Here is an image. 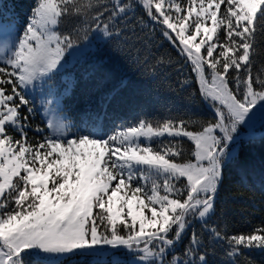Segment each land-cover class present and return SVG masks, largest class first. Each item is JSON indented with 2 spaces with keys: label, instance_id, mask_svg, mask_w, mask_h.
<instances>
[{
  "label": "snow or ice",
  "instance_id": "6c2138e0",
  "mask_svg": "<svg viewBox=\"0 0 264 264\" xmlns=\"http://www.w3.org/2000/svg\"><path fill=\"white\" fill-rule=\"evenodd\" d=\"M257 34L264 0H34L23 21L0 24V264H122L121 250L129 264H214L218 247L222 264H241L246 251H264V221L233 234L217 223L225 169L258 133L264 141ZM97 40L122 43L150 79L172 63L154 50L166 42L192 73L179 88L196 85L190 98L211 118L170 110L108 130L81 106L73 123L81 84L70 70ZM82 86L102 89L107 108L127 81L85 73ZM37 90L45 127L33 122Z\"/></svg>",
  "mask_w": 264,
  "mask_h": 264
},
{
  "label": "trees",
  "instance_id": "16d2710c",
  "mask_svg": "<svg viewBox=\"0 0 264 264\" xmlns=\"http://www.w3.org/2000/svg\"><path fill=\"white\" fill-rule=\"evenodd\" d=\"M5 8H9L19 21L29 14L34 0H1ZM139 14V13H138ZM163 44L162 47L160 45ZM124 45L113 41L97 44L95 49L88 54L86 63L71 69L81 87L74 90V100L69 104L78 123L81 106L88 107L93 112H99L101 122L108 130L114 125L133 121L138 115H146L149 119L158 120L169 115V112L188 111L196 112L204 118H211V110L199 99H191L196 85L186 86L187 90L180 89L178 80L190 78L188 67H181L176 63L180 58L166 43L157 41L154 50H158L166 58L171 57L172 63L167 65V71L161 68L163 75L159 79H150L140 75L131 60L127 58L126 51H121ZM255 63L253 74L264 68V36L257 34L254 44ZM91 74L94 81L112 86L124 79L127 87L120 92L119 99L111 107H102V89L85 90L83 75ZM264 131V130H263ZM219 205L224 214L217 223L229 234L246 233L254 225L264 221V141L259 137L253 143L243 145L242 158L237 163L227 167L224 171V182L219 194ZM183 245H181L182 249ZM210 257L214 264H222L227 257L220 255ZM241 264L245 260L251 264H264V251H246L245 257L239 258ZM108 264H111L109 258ZM122 264H129L126 260ZM62 264H93L92 258L71 256L62 261Z\"/></svg>",
  "mask_w": 264,
  "mask_h": 264
},
{
  "label": "rangeland",
  "instance_id": "374dc122",
  "mask_svg": "<svg viewBox=\"0 0 264 264\" xmlns=\"http://www.w3.org/2000/svg\"><path fill=\"white\" fill-rule=\"evenodd\" d=\"M13 13L9 8H5L2 5V2L0 0V24H10L12 22L13 19L17 20V18L12 17ZM19 21V20H18ZM102 41H93V46H92V50L90 52H92L97 44H100ZM89 52V53H90ZM88 53V54H89ZM33 95L36 97V106L38 109H41L35 116L34 119V124L38 125L40 127H45V124L41 123L42 119H45V114L42 110V97H41V93L37 90L35 93H33ZM75 130V129H73ZM263 131V130H260ZM115 255L122 261V260H126L127 262L130 261L131 257L123 250L121 251H116ZM111 259V257H108V259Z\"/></svg>",
  "mask_w": 264,
  "mask_h": 264
},
{
  "label": "water",
  "instance_id": "95a60500",
  "mask_svg": "<svg viewBox=\"0 0 264 264\" xmlns=\"http://www.w3.org/2000/svg\"><path fill=\"white\" fill-rule=\"evenodd\" d=\"M260 132H264V131H260ZM257 137H260V133L257 134Z\"/></svg>",
  "mask_w": 264,
  "mask_h": 264
}]
</instances>
